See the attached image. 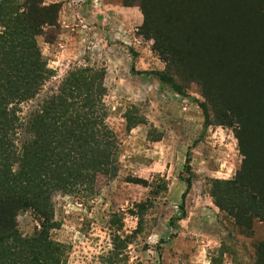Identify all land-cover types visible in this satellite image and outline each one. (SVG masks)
Listing matches in <instances>:
<instances>
[{
	"label": "trees",
	"instance_id": "16d2710c",
	"mask_svg": "<svg viewBox=\"0 0 264 264\" xmlns=\"http://www.w3.org/2000/svg\"><path fill=\"white\" fill-rule=\"evenodd\" d=\"M134 1L156 39L162 24V38L178 41L163 43L165 67L155 74L174 86V78L198 82L204 120L235 125L243 159L230 179L215 182L214 202L241 229L253 212L264 220V0L121 4ZM60 8L0 0V264H65V246L49 234L51 195L88 196L99 177L115 175L114 144L98 111L102 71H68L46 87L54 71L37 37L53 41ZM26 211L36 223L30 232L15 221ZM263 253L264 237L255 264H264Z\"/></svg>",
	"mask_w": 264,
	"mask_h": 264
},
{
	"label": "rangeland",
	"instance_id": "374dc122",
	"mask_svg": "<svg viewBox=\"0 0 264 264\" xmlns=\"http://www.w3.org/2000/svg\"><path fill=\"white\" fill-rule=\"evenodd\" d=\"M56 1L53 41L37 37L54 71L46 87L68 71H102L98 111L115 155V175L99 177L91 195L50 197L49 234L65 246L64 263L258 262L264 220L253 212L241 229L212 196L215 182L230 179L243 159L235 125L204 120L198 82L174 78V86L155 74L165 67L163 43L178 41L162 38V24L156 39L135 1L43 0ZM15 221L22 232L36 225L27 211Z\"/></svg>",
	"mask_w": 264,
	"mask_h": 264
}]
</instances>
